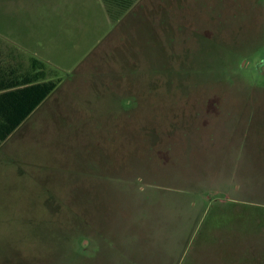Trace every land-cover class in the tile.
<instances>
[{
  "label": "rangeland",
  "instance_id": "rangeland-1",
  "mask_svg": "<svg viewBox=\"0 0 264 264\" xmlns=\"http://www.w3.org/2000/svg\"><path fill=\"white\" fill-rule=\"evenodd\" d=\"M0 42L62 80L4 149L0 264H264L263 0H0Z\"/></svg>",
  "mask_w": 264,
  "mask_h": 264
},
{
  "label": "trees",
  "instance_id": "trees-1",
  "mask_svg": "<svg viewBox=\"0 0 264 264\" xmlns=\"http://www.w3.org/2000/svg\"><path fill=\"white\" fill-rule=\"evenodd\" d=\"M111 21H118L128 13L139 0H101ZM20 79L7 85L11 90L0 96V107L12 110L0 112V145L11 136L59 87L62 80L55 70L36 57H31L29 66ZM3 103V104H1Z\"/></svg>",
  "mask_w": 264,
  "mask_h": 264
},
{
  "label": "crops",
  "instance_id": "crops-1",
  "mask_svg": "<svg viewBox=\"0 0 264 264\" xmlns=\"http://www.w3.org/2000/svg\"><path fill=\"white\" fill-rule=\"evenodd\" d=\"M30 58L31 57H29V59L27 61L24 60L21 57L19 52L11 49L9 46L0 42V96L3 95L4 93H7L8 91L14 90V89H11V90H3L2 91V89H5L7 85H10V87H12L13 83L20 79L21 74L23 72H25V70H26V69H21V67L27 68L29 66ZM1 104H3V103H1ZM43 104L41 106H43ZM41 106L39 108H37L33 112V114L19 128H17V130H15V132L11 136H9V138L6 141L1 143V145H0V170H1V168L2 169L11 168V170L13 172H15V171L19 172V174H18L19 178L20 177H31V175H32L31 167H30L31 164H29V162L27 164H23L18 159L12 158L8 155H4V149L6 146H8V143L12 140V138L20 130L24 129V127L29 123V120L32 118V116L35 114V112L41 108ZM4 110H12V108L6 107L5 105H3V107H0V112H2ZM30 163H32V161Z\"/></svg>",
  "mask_w": 264,
  "mask_h": 264
}]
</instances>
